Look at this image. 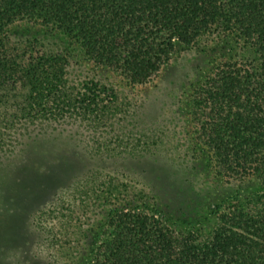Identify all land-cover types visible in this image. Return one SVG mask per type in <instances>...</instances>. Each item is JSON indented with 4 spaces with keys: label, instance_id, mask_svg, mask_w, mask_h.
Wrapping results in <instances>:
<instances>
[{
    "label": "trees",
    "instance_id": "obj_1",
    "mask_svg": "<svg viewBox=\"0 0 264 264\" xmlns=\"http://www.w3.org/2000/svg\"><path fill=\"white\" fill-rule=\"evenodd\" d=\"M199 39L226 53L164 113L78 60L143 86ZM198 154L228 187H256L216 200L207 230L181 231L150 209L193 186ZM27 171L48 190L26 220L57 221L59 264H264V0H0V204Z\"/></svg>",
    "mask_w": 264,
    "mask_h": 264
},
{
    "label": "rangeland",
    "instance_id": "obj_2",
    "mask_svg": "<svg viewBox=\"0 0 264 264\" xmlns=\"http://www.w3.org/2000/svg\"><path fill=\"white\" fill-rule=\"evenodd\" d=\"M13 30L36 33L40 29L34 24L22 22L17 23ZM226 46V44H223L220 52L216 51L215 43L211 39H199L192 47L178 46L175 48L170 60L161 67L152 80L143 86L131 88L124 86L121 79L113 72L94 68L84 61L81 56H78V60L85 68L106 78L124 95L146 100L147 103L155 100L156 103L159 101V112L164 113L169 108V101L172 99H179L180 107L183 109L184 98L193 83L211 66L217 55H225L226 50L224 48ZM212 48L213 51H211ZM62 143L64 142L62 141ZM69 151L68 145H62V155L69 153ZM55 155L56 153H53L43 163L49 160L52 161L53 157L56 161L57 157ZM69 158V156L66 157V159ZM186 167L188 174L193 179V186L183 193L182 189L176 190L177 193L171 200L170 198L166 199V202L170 204L169 208L157 205L155 208L150 209L151 212L157 214V217L165 225L177 230L187 231L196 227L207 230L211 225V218L208 213L209 207L216 200L228 196L241 198L256 187L255 181H249L237 188L228 187L212 175L205 158L201 154L196 155L190 164H186ZM123 168L124 172H127L140 184L152 185L153 181L156 182L152 175L141 172L142 165L138 163L128 162L123 164ZM1 178L8 179L10 176L4 174ZM20 179L22 180L19 183ZM14 180L17 187H21L20 197L15 199V196H9L8 199H4L7 200L6 204H0V218L2 220L0 224V264H59L57 260L60 254L56 251L58 244H55L54 241L59 230L57 221L48 216L35 217V219L31 217L26 220L27 212L33 210L41 198L46 196L45 192L48 189L44 191L42 183L36 180V177L28 171L23 175L18 172L17 178ZM45 182L46 180H44V185ZM49 186H52V182L45 185V187ZM178 206L181 208L186 207L185 212H189L190 217L184 216L183 210L177 211L176 207ZM85 214L91 220H97V216L92 213L88 214L86 212ZM67 230L68 232L61 230L62 236H60V239L62 242L67 239L66 234L70 233V228ZM42 250L44 253H42ZM80 264H83V262Z\"/></svg>",
    "mask_w": 264,
    "mask_h": 264
}]
</instances>
